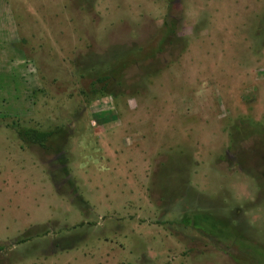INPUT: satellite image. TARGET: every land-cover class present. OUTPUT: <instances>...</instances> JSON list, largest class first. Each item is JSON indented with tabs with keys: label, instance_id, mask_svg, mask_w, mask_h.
<instances>
[{
	"label": "rangeland",
	"instance_id": "rangeland-1",
	"mask_svg": "<svg viewBox=\"0 0 264 264\" xmlns=\"http://www.w3.org/2000/svg\"><path fill=\"white\" fill-rule=\"evenodd\" d=\"M1 246L0 264H264V0H0Z\"/></svg>",
	"mask_w": 264,
	"mask_h": 264
},
{
	"label": "trees",
	"instance_id": "trees-1",
	"mask_svg": "<svg viewBox=\"0 0 264 264\" xmlns=\"http://www.w3.org/2000/svg\"><path fill=\"white\" fill-rule=\"evenodd\" d=\"M109 77H104L98 80V83L105 84L103 87L107 86L109 83L107 80ZM96 86V83L94 84ZM98 91V90H97ZM103 93L102 96H114L107 89L101 90ZM8 127L15 132L18 139L21 141L23 147L33 148L38 147L39 149L47 152L48 155L58 154L60 152L66 151L65 149V141H59L58 138L61 136L67 135L61 129H50V130H42L34 127H29L21 124L20 122L13 121ZM48 226H41V228L45 231ZM205 235L211 236L207 232L203 230H199ZM213 237V236H211ZM214 238V237H213ZM29 240V231L25 232L21 238L17 240L16 244H24ZM4 248L1 246L0 250Z\"/></svg>",
	"mask_w": 264,
	"mask_h": 264
},
{
	"label": "crops",
	"instance_id": "crops-1",
	"mask_svg": "<svg viewBox=\"0 0 264 264\" xmlns=\"http://www.w3.org/2000/svg\"><path fill=\"white\" fill-rule=\"evenodd\" d=\"M95 138H96V137H95ZM100 156H101V155H98V157H99V158H100ZM105 157H108V156H107V155H105ZM99 163H101V162H97L96 164H99Z\"/></svg>",
	"mask_w": 264,
	"mask_h": 264
}]
</instances>
